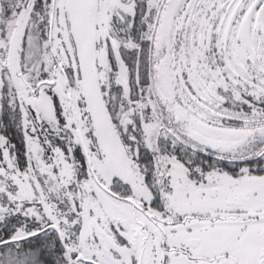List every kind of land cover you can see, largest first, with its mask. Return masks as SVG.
<instances>
[{"label": "snow or ice", "instance_id": "6c2138e0", "mask_svg": "<svg viewBox=\"0 0 264 264\" xmlns=\"http://www.w3.org/2000/svg\"><path fill=\"white\" fill-rule=\"evenodd\" d=\"M0 264H264V0H0Z\"/></svg>", "mask_w": 264, "mask_h": 264}]
</instances>
